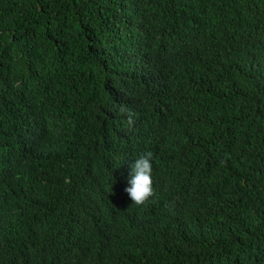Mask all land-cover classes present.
Wrapping results in <instances>:
<instances>
[{"label":"trees","instance_id":"obj_1","mask_svg":"<svg viewBox=\"0 0 264 264\" xmlns=\"http://www.w3.org/2000/svg\"><path fill=\"white\" fill-rule=\"evenodd\" d=\"M0 264H264V0H0Z\"/></svg>","mask_w":264,"mask_h":264},{"label":"clouds","instance_id":"obj_2","mask_svg":"<svg viewBox=\"0 0 264 264\" xmlns=\"http://www.w3.org/2000/svg\"><path fill=\"white\" fill-rule=\"evenodd\" d=\"M120 112H128L124 107L120 108ZM128 123H133L132 113L128 112ZM152 158L151 151L146 152L140 158L136 159L131 165L130 179L124 191L129 195L133 204L137 206L144 205L150 197L154 195L153 179H152Z\"/></svg>","mask_w":264,"mask_h":264}]
</instances>
